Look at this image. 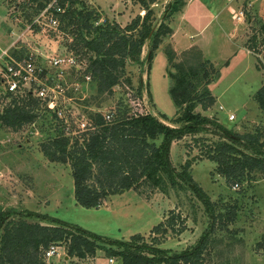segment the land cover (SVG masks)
Segmentation results:
<instances>
[{
    "label": "rangeland",
    "instance_id": "1",
    "mask_svg": "<svg viewBox=\"0 0 264 264\" xmlns=\"http://www.w3.org/2000/svg\"><path fill=\"white\" fill-rule=\"evenodd\" d=\"M25 1L0 0V57L3 50L19 56L32 55L42 70L39 82L47 85L46 100L51 99L57 111L70 116L69 121L74 120L76 128H81V123L86 124L94 113L107 114L119 103L121 108L132 109L136 103L132 96L137 89L141 93L136 106L140 111L149 112L169 126L181 125L172 122L177 116V107L170 94L173 81L169 74H176V68L167 62L165 54V50L172 47L174 62L195 69L197 74L186 76L197 92L208 89L211 83L210 91L217 97L215 105L207 110L197 105L194 113L215 118L234 132L260 134V141L264 140V118L253 98L264 82V64L256 56L261 52L256 48L259 38L264 35L260 33L264 24L263 0H237L246 12L243 22L237 23L226 9L213 8L215 1L211 0L210 4L209 0H195L186 34L177 35L173 42L162 41L153 51L151 39H146L139 60H126L125 76L130 78L131 84L123 79L110 94L98 92L96 82L87 78L85 59L80 60L79 66L52 64V59L68 56L71 52L66 47L72 40L71 28L29 29L37 14L31 15L33 7L25 5ZM173 1L153 0L150 6L155 28L161 22L170 26L176 13L170 17L166 15V8ZM201 2L203 7L199 6ZM77 6L96 13L94 25L106 19L124 27L136 15L144 13L138 0H81ZM194 13L199 18H194ZM26 15H31L30 21ZM198 29H203L202 35L191 39L190 35ZM192 44L195 46L188 49ZM236 45L243 46L246 53L243 57ZM236 50L238 53L234 54ZM202 61L208 78L202 77L199 68ZM7 101L6 92L0 88V108ZM219 104L223 110L218 108ZM49 110L41 111L34 122L19 130L0 125V210L8 213L5 220L23 218L51 225L54 222L44 218L48 216L100 234L103 240H97V244L101 251L87 264H113L108 262V257L114 262L111 252H121L125 248L109 240L129 242L133 234L142 236L143 239L135 244L142 245L141 252L154 259L161 257L152 251L154 248L174 255L192 250L205 239L201 264H264V171H252L235 188L216 173L214 162L199 156V145L187 134L170 143L169 161L176 172L188 167L189 174L205 191L212 205L207 206L187 184L171 187L168 175L162 173L164 182L159 188L144 185L110 195L98 208H85L74 199L69 163L51 161L41 150L42 143L57 134V120L53 110ZM230 114L234 119H229ZM196 136L216 139L214 134L204 130ZM161 140L160 136L155 143ZM253 150L246 148L248 153ZM233 206L236 218L224 227L214 216L228 212ZM171 209L185 217L186 230L180 234L151 233L152 227L163 221ZM60 254L61 250L52 256V264H60ZM116 260L114 264H120V258ZM155 264L166 263L158 260Z\"/></svg>",
    "mask_w": 264,
    "mask_h": 264
},
{
    "label": "trees",
    "instance_id": "2",
    "mask_svg": "<svg viewBox=\"0 0 264 264\" xmlns=\"http://www.w3.org/2000/svg\"><path fill=\"white\" fill-rule=\"evenodd\" d=\"M47 1L27 0L25 5L33 7L31 15H34ZM138 1L144 13L136 15L122 27L117 22L106 19L94 25L97 21L96 13L77 6L81 4V0H59L64 11L58 13V28H71L69 32L72 40L66 47L78 60H86V72L89 79L96 82L100 93H112L113 87L123 79L130 85V78L125 76L126 60L138 61L142 46L148 38L151 39V50H156L162 39L172 31L165 22L154 27L153 9L150 6L153 0ZM184 4L185 0L169 3L166 15L171 17L178 13ZM31 15H26L29 21ZM260 33H264V24ZM165 54L167 62L176 68V74L171 73L169 76L173 81L170 94L177 107V116L172 122L181 123L177 127L169 126L145 110L140 111L136 107L141 100L139 89L132 96L136 102L131 106L132 109L121 108L119 106L122 104L119 103L118 107L107 114L94 113L81 128L73 125L74 120L69 121L70 116L57 117L53 109V117L57 120V134L43 142L41 150L51 161L69 163L74 199L80 206L98 208L108 196L130 189L136 190L144 185L159 188L164 182L162 173L168 175L171 187L179 183L187 184L207 206L212 205L205 191L189 174L188 167L176 172L169 161L170 143L187 134L199 145V156L214 162L216 173L235 188L252 171H264V140L260 141L262 135L234 132L215 118L194 113L197 105H201L203 110L208 109L214 104L215 98L208 89L197 92L186 76L195 75V69H188L184 63L174 62L175 51L172 47H168ZM203 62L199 64V68L203 72L202 77L208 78ZM209 63L211 64L210 61ZM6 98L8 101L0 108V125L12 130H19L34 122L43 110L51 111L46 102L31 94L18 96L7 93ZM253 98L264 118V82ZM64 118H68L67 121ZM201 130L211 132L216 139L196 136ZM160 136L162 140L156 144L155 140ZM247 147L254 148L253 152H246ZM7 216L8 213L0 210V264H47L43 253L54 242L64 245L69 257H92L99 248L97 240H103L96 233L56 218L45 216V219L54 223L44 225L23 218L5 220ZM216 217L226 227L236 218L235 206L224 214L214 216ZM213 225L214 220L210 227L213 228ZM186 228L185 217L171 209L163 221L152 227L151 233L169 231L180 234ZM142 239L140 234H133L129 242L109 240L125 248L124 251H113L111 254L120 258V264H155L158 260L166 264H201L205 239L192 250L174 255H167L165 251L154 248L152 251L161 255L158 259L141 252L142 245L135 243Z\"/></svg>",
    "mask_w": 264,
    "mask_h": 264
},
{
    "label": "built area",
    "instance_id": "3",
    "mask_svg": "<svg viewBox=\"0 0 264 264\" xmlns=\"http://www.w3.org/2000/svg\"><path fill=\"white\" fill-rule=\"evenodd\" d=\"M247 4L250 5L249 2H247ZM63 11L64 7H60L59 0H48L28 27L29 29L32 27H40L42 29L51 27L56 30L60 25L58 13H62ZM245 13V10L240 6L238 10L233 11L231 14L234 20L242 21L245 18ZM259 40L258 47L256 46V48H259L261 52H257L256 56L257 59L264 64V35L261 36ZM0 58V88L4 89L6 94L9 93L18 96L31 94L41 99L42 102H46L47 107L52 110L54 109L57 116L60 118L66 116L62 115L54 108L51 99L46 100L47 85L43 82H39V73L42 70L35 64L32 55L19 56L8 53L7 50H3ZM61 63H65V65L68 66H79L82 62L70 52L68 56L52 59V64L55 66ZM87 78H89L88 75ZM234 117L233 114L229 115L230 120L234 119ZM84 125V123H81L82 127ZM59 245V243H51L44 250V259L48 260L53 255L57 254ZM109 261L112 262L113 258H109Z\"/></svg>",
    "mask_w": 264,
    "mask_h": 264
},
{
    "label": "crops",
    "instance_id": "4",
    "mask_svg": "<svg viewBox=\"0 0 264 264\" xmlns=\"http://www.w3.org/2000/svg\"><path fill=\"white\" fill-rule=\"evenodd\" d=\"M195 0H185V4H184V6L182 7V9L178 12V13H176L173 17H172V19H171V22H170V28H171V33L170 34H168V35H166L163 39H162V41H167V40H169L170 42H173L174 41V38L177 36V35H185L186 34V30H185V28L186 27H188L189 26V23H190V17H191V14L193 13L192 11H193V2H194ZM213 2L215 1V4L212 6L213 8H217V9H226L227 10V12L231 15V17H232V12L233 11H235V10H238V8L240 7V2L238 3V1L237 0H212ZM209 3L211 4V0H209ZM242 3V2H241ZM199 6H201V7H203L204 5H203V2H201V5H199ZM223 12V11H222ZM222 12H220V14L222 13ZM195 14V16H194V18L197 16L198 18H199V15L197 14V13H194ZM233 19V18H232ZM234 20V19H233ZM236 23L237 22H243V20L242 21H238V20H234ZM202 30L203 29H198V30H196L195 31V33H193L192 35H190V37H191V39H194V38H196V37H199L200 35H202ZM231 37H233V33H232V35H231ZM162 43V42H161ZM160 43V44H161ZM195 46V44H192L190 47H188V49L189 48H191V47H194ZM235 47H237V48H239L240 47V53H239V55H244V48H243V46L241 45V46H235ZM188 49H186V50H184V51H187ZM232 51V50H231ZM238 53V51L236 50L235 52H234V54H237ZM246 54V53H245ZM243 57V56H242ZM212 63V62H211ZM210 85H211V83H210ZM209 85V86H210ZM209 86H207L208 87V90L210 91V87ZM210 93H211V95L215 98V101H214V105L216 104V102H217V97H216V95H214V94H212V92L210 91ZM218 108L219 109H222L223 110V106L221 105V104H219L218 105ZM207 110V109H206ZM218 119H220L219 117V115H217L216 116ZM242 117H244V116H242ZM222 118V117H221ZM63 221V220H62ZM73 224V223H72ZM91 232V231H90ZM94 233V232H93ZM97 234V233H96ZM98 235H100V234H98ZM59 250H61V256H60V258H59V262H60V264H87V263H89L91 260L93 261L94 259H95V257L97 256V254L99 253V251H101L100 249H97L96 250V253H95V255L94 256H92V257H87V258H77V257H75V256H73V257H69V256H67L66 255V252H65V249H64V247L62 246V245H59V249H58V251ZM51 258L52 257H50L49 259H48V264H52V262H51ZM109 258L110 257H108V262L109 263H115V262H117V260H116V257H114V262H110L109 261Z\"/></svg>",
    "mask_w": 264,
    "mask_h": 264
}]
</instances>
